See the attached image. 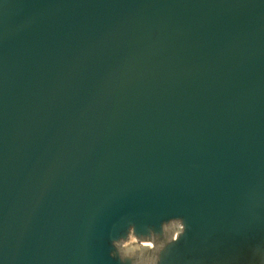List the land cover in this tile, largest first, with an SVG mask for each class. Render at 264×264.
I'll return each mask as SVG.
<instances>
[{
    "label": "water",
    "instance_id": "obj_1",
    "mask_svg": "<svg viewBox=\"0 0 264 264\" xmlns=\"http://www.w3.org/2000/svg\"><path fill=\"white\" fill-rule=\"evenodd\" d=\"M0 264H264V0H0Z\"/></svg>",
    "mask_w": 264,
    "mask_h": 264
}]
</instances>
